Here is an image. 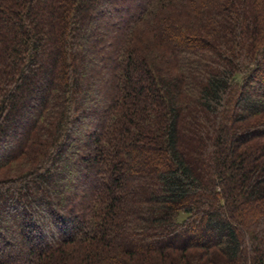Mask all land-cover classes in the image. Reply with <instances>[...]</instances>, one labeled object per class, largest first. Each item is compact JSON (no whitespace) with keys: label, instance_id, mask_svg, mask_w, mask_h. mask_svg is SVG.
Wrapping results in <instances>:
<instances>
[{"label":"trees","instance_id":"trees-1","mask_svg":"<svg viewBox=\"0 0 264 264\" xmlns=\"http://www.w3.org/2000/svg\"><path fill=\"white\" fill-rule=\"evenodd\" d=\"M0 264H264V0H0Z\"/></svg>","mask_w":264,"mask_h":264},{"label":"rangeland","instance_id":"rangeland-1","mask_svg":"<svg viewBox=\"0 0 264 264\" xmlns=\"http://www.w3.org/2000/svg\"><path fill=\"white\" fill-rule=\"evenodd\" d=\"M48 71V67L46 66V68H45V72H47ZM183 237H182V239H184V237H185V234H183L182 235ZM179 237H181V236H179ZM198 237L199 238H201L202 240H205V241H208V240H210L211 238H212V234L210 233V232H206V231H200V233L198 234ZM211 237V238H210ZM186 238V237H185ZM174 239V238H173ZM158 244V243H157Z\"/></svg>","mask_w":264,"mask_h":264}]
</instances>
